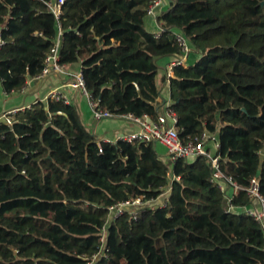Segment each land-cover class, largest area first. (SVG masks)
Listing matches in <instances>:
<instances>
[{
  "label": "trees",
  "instance_id": "obj_1",
  "mask_svg": "<svg viewBox=\"0 0 264 264\" xmlns=\"http://www.w3.org/2000/svg\"><path fill=\"white\" fill-rule=\"evenodd\" d=\"M48 1L0 0L6 94L40 73L60 30L59 62L80 64L99 107L154 119L165 103L157 60L180 53V31L190 52L168 78L180 138L215 132L221 170L243 186L257 175L264 195V0H169L159 36L144 25L149 0H65L58 18ZM10 118L0 121V264H86L105 224L107 257L90 264H264L258 223L225 211L207 157L169 166L153 142L121 140L99 152L74 102L38 99ZM169 175L179 179L165 206L107 222L108 206L156 198ZM247 202L244 191L232 199Z\"/></svg>",
  "mask_w": 264,
  "mask_h": 264
},
{
  "label": "built area",
  "instance_id": "obj_2",
  "mask_svg": "<svg viewBox=\"0 0 264 264\" xmlns=\"http://www.w3.org/2000/svg\"><path fill=\"white\" fill-rule=\"evenodd\" d=\"M65 0H52L46 2L47 8L54 14L56 18L61 13V5ZM162 0H149L146 7V14L155 17V10L161 5ZM162 31V27L159 26V30L156 36H159ZM36 35L41 33L36 32ZM60 34L57 32V37L54 40L53 45L49 48L48 52L44 56L43 66L38 75L29 80L40 81L42 78L49 75H67V64L59 62V47H60ZM175 40L179 46L180 53L176 55V58L169 63L166 77L173 76V67L176 65L185 66L187 63L188 54L190 52V46L187 38L180 31H175ZM4 43L0 39V45ZM27 80V82L29 81ZM26 84L21 88V92L26 91ZM68 86L78 90L88 101L91 108L92 116L95 120H101L105 118L118 117L128 121H132L137 125V130L128 133H117L113 137H105L102 141L106 144H115L118 140L126 142H153L160 143L166 149L167 155L171 163L175 162L179 158L190 160L197 156H205L210 161L212 168V174L210 181L215 183L220 191L223 193V198L226 199L227 209L225 211L230 212L238 210V212L251 217L256 221L260 227L262 235L264 237V195L260 190V181L257 175L251 176L248 179L246 185H241L234 181L231 176L225 174L221 170V157L218 154V139L215 132H209L206 130L201 131L198 135L187 141H182L179 136L180 127L178 126V117L171 106V103H167L162 112H160L154 119L147 115L143 117H136L132 114L127 115H113L108 110H105L98 106L97 101L86 90L84 80L81 72L74 74L73 78L68 81ZM46 101H59L64 104L70 103L68 95L58 89H51L46 97ZM14 108L4 111L1 116H4L7 123L11 122L10 115L18 110L24 109ZM213 150L211 149V146ZM99 152H102L100 149ZM171 179L178 180V176L169 175V182L162 189L161 193L156 198L146 199L139 195L131 199L119 201L108 206V221L121 214L127 212L131 214L133 218H136L138 211L145 208H151L154 206H165L168 201V195L170 192ZM240 191H244L247 203L240 206H234L232 199ZM159 200V201H158ZM106 228L107 225L101 227V233L99 237V246L96 253L91 256V259L86 264H90L92 261L98 258L107 257V245H106Z\"/></svg>",
  "mask_w": 264,
  "mask_h": 264
},
{
  "label": "crops",
  "instance_id": "obj_3",
  "mask_svg": "<svg viewBox=\"0 0 264 264\" xmlns=\"http://www.w3.org/2000/svg\"><path fill=\"white\" fill-rule=\"evenodd\" d=\"M169 5V0H162L161 5L155 10V17L147 15L144 19L145 28L153 33H157L160 23L157 20V16L161 11L165 10ZM198 56L194 55L192 61ZM174 60V57H162L157 60L159 66L156 81L161 89V95L165 100L164 105L160 108V112L163 111L167 103H171L169 97V81L166 77V72L169 63ZM67 75H49L42 82L29 80L27 82V88L25 92H12L6 94L0 84V102L2 104H8L7 107L0 105V114L13 107L23 105L29 107L36 100L46 101L45 97L51 89H58L69 96L70 101L78 105L83 122L88 130L92 131L96 137V144L98 151L102 149L100 143H104L102 140L105 137H113L117 133H128L137 130V125L132 121H128L118 117L105 118L101 120H95L92 116L91 108L87 99L78 90L68 86V81L73 78L74 74L80 72V64L74 63L67 65ZM157 152L161 155V159L167 165H171V161L167 155L166 149L160 143H154ZM213 150L212 145L210 146ZM190 160H193L192 158ZM159 201V200H158Z\"/></svg>",
  "mask_w": 264,
  "mask_h": 264
},
{
  "label": "water",
  "instance_id": "obj_4",
  "mask_svg": "<svg viewBox=\"0 0 264 264\" xmlns=\"http://www.w3.org/2000/svg\"><path fill=\"white\" fill-rule=\"evenodd\" d=\"M45 78H46V77L42 78V79L40 80V82H42ZM21 107H23V105L16 106V107H13V108H11V109H14V108H21ZM9 110H10V109H9ZM6 111H7V110H6ZM2 114H3V112L0 114V121H2V122H6L5 117H4V116H1ZM223 206H224L225 209H227L226 199H225V198H223Z\"/></svg>",
  "mask_w": 264,
  "mask_h": 264
},
{
  "label": "rangeland",
  "instance_id": "obj_5",
  "mask_svg": "<svg viewBox=\"0 0 264 264\" xmlns=\"http://www.w3.org/2000/svg\"><path fill=\"white\" fill-rule=\"evenodd\" d=\"M192 57H193V56H192ZM0 105L3 106V107H7V106H8V104H2L1 102H0ZM118 170H119V169H118ZM118 170H117V171H118Z\"/></svg>",
  "mask_w": 264,
  "mask_h": 264
}]
</instances>
